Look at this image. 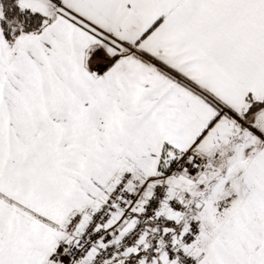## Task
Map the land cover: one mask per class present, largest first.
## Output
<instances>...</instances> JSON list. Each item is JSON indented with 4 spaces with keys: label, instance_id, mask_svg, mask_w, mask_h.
<instances>
[{
    "label": "snow or ice",
    "instance_id": "snow-or-ice-1",
    "mask_svg": "<svg viewBox=\"0 0 264 264\" xmlns=\"http://www.w3.org/2000/svg\"><path fill=\"white\" fill-rule=\"evenodd\" d=\"M0 264H264V0H0Z\"/></svg>",
    "mask_w": 264,
    "mask_h": 264
}]
</instances>
